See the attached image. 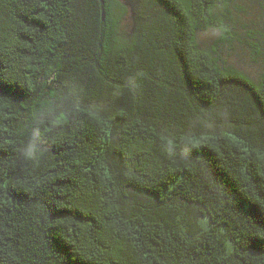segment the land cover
<instances>
[{"label":"trees","instance_id":"1","mask_svg":"<svg viewBox=\"0 0 264 264\" xmlns=\"http://www.w3.org/2000/svg\"><path fill=\"white\" fill-rule=\"evenodd\" d=\"M229 2L0 0V264H264V68L196 42Z\"/></svg>","mask_w":264,"mask_h":264},{"label":"rangeland","instance_id":"2","mask_svg":"<svg viewBox=\"0 0 264 264\" xmlns=\"http://www.w3.org/2000/svg\"><path fill=\"white\" fill-rule=\"evenodd\" d=\"M121 1L128 9L122 27L129 34L134 28L137 0ZM216 13L225 23V31L200 30L197 44L214 49L219 63L231 65L252 81H259L264 68V0H230L226 8L219 7Z\"/></svg>","mask_w":264,"mask_h":264},{"label":"flooded vegetation","instance_id":"3","mask_svg":"<svg viewBox=\"0 0 264 264\" xmlns=\"http://www.w3.org/2000/svg\"><path fill=\"white\" fill-rule=\"evenodd\" d=\"M131 2H133L134 0H130Z\"/></svg>","mask_w":264,"mask_h":264}]
</instances>
